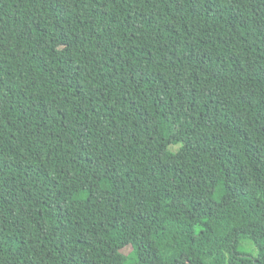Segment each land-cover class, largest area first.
<instances>
[{
  "label": "trees",
  "instance_id": "16d2710c",
  "mask_svg": "<svg viewBox=\"0 0 264 264\" xmlns=\"http://www.w3.org/2000/svg\"><path fill=\"white\" fill-rule=\"evenodd\" d=\"M180 259L264 264V0H0V264Z\"/></svg>",
  "mask_w": 264,
  "mask_h": 264
},
{
  "label": "rangeland",
  "instance_id": "374dc122",
  "mask_svg": "<svg viewBox=\"0 0 264 264\" xmlns=\"http://www.w3.org/2000/svg\"><path fill=\"white\" fill-rule=\"evenodd\" d=\"M64 227H67V225H64ZM64 232L70 239H72L77 245H79L82 253V250L89 251L95 259L100 260L102 258V261L105 260L109 263H118L121 260L122 255L120 254V252H118L119 249L115 248V245H106L103 242L102 238L99 237V235L91 232L88 229L79 228L77 226H68L67 229L64 230ZM127 251V248L121 249V252L123 253ZM180 262L182 264H190L185 262L183 259H180Z\"/></svg>",
  "mask_w": 264,
  "mask_h": 264
}]
</instances>
